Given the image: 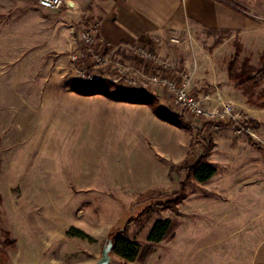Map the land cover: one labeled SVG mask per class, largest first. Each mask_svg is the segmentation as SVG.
<instances>
[{"label": "rangeland", "instance_id": "1", "mask_svg": "<svg viewBox=\"0 0 264 264\" xmlns=\"http://www.w3.org/2000/svg\"><path fill=\"white\" fill-rule=\"evenodd\" d=\"M228 1L233 29L171 39L175 64L151 48L206 109L233 107L235 125L206 126L162 89L144 93L139 73L157 69L126 53L113 58L115 82H78L70 56L90 20L0 0V264H94L115 228L140 256L110 264H264V79L240 88L228 72L231 62L238 77L264 68V0ZM207 150L216 173L197 183L187 169ZM152 155L164 184L140 180ZM158 220L172 236L150 244Z\"/></svg>", "mask_w": 264, "mask_h": 264}, {"label": "crops", "instance_id": "2", "mask_svg": "<svg viewBox=\"0 0 264 264\" xmlns=\"http://www.w3.org/2000/svg\"><path fill=\"white\" fill-rule=\"evenodd\" d=\"M17 8L38 6V0H7ZM56 12L63 20L83 24L93 20L97 37L105 47L145 45L175 64L176 48L171 39L202 31L233 29L236 16L216 0H65ZM40 8V7H39ZM80 26V25H79ZM78 26V27H79ZM153 39H157L155 43ZM75 50V49H74ZM149 118L155 127L164 128L154 114ZM144 147V146H143ZM153 156V155H152ZM141 169L143 185L164 184L167 169L157 166L152 157ZM163 179V181H162Z\"/></svg>", "mask_w": 264, "mask_h": 264}, {"label": "built area", "instance_id": "3", "mask_svg": "<svg viewBox=\"0 0 264 264\" xmlns=\"http://www.w3.org/2000/svg\"><path fill=\"white\" fill-rule=\"evenodd\" d=\"M38 6L47 11H58L66 6L65 0H38ZM78 44L76 50L71 53L70 62L73 70L77 74L78 82L85 86L100 85L115 82L109 73L110 66H115L113 58L126 53L128 56L134 57L140 61L142 65H153L154 69L151 73L141 71L139 73L141 81V89L144 93L147 88L162 89L169 96L170 102L179 111V113H187L197 119L202 120V124L218 125L237 123V115L231 105H222L219 108L206 109L202 101L193 95L189 90V80L187 75L179 76V80H175L166 75L165 71L168 64L157 58L156 53L145 45L122 46L116 49L105 47L97 37V24L90 20L86 25L77 29ZM158 43L157 39H153ZM121 48V49H120ZM120 50V52H119ZM118 51V52H117ZM128 68L124 67L123 70ZM119 73H125L123 70ZM118 73L117 81H122L124 77H120ZM131 79V78H130ZM132 82V80L130 81ZM239 132L245 129L241 126Z\"/></svg>", "mask_w": 264, "mask_h": 264}, {"label": "trees", "instance_id": "4", "mask_svg": "<svg viewBox=\"0 0 264 264\" xmlns=\"http://www.w3.org/2000/svg\"><path fill=\"white\" fill-rule=\"evenodd\" d=\"M220 3L226 5L233 11L237 10L230 1L228 0H219ZM235 62H231L230 67L228 69L229 72V79L233 82H237V87H245L249 84L255 85L258 80L264 79V68L256 71V75L254 77H238L234 75V66ZM236 76V77H234ZM159 117L161 115H158ZM162 117V116H161ZM209 152L208 150L203 153L198 161L189 169H187L188 176L192 178L197 183H205L210 180L216 173V170L210 166L207 162V156ZM172 173L173 171L170 170ZM176 175H178L176 173ZM180 191L178 195V199L176 202L172 203V205L176 206L184 196V186L183 184L179 185ZM158 206H161L158 204ZM173 225L169 220H158L156 221L149 234L147 236V242L150 244H157L163 242L164 240L170 238L172 236ZM68 236L76 237V238H86L90 240V237L85 235L83 232L77 229H70L67 232ZM107 241L112 242V252L111 254L116 255L117 257L121 258L125 263H132L136 261L140 256V249L137 244L130 241L127 237H125L124 232L117 231L116 228L108 234ZM15 242L12 241L11 243L3 244V247L11 246Z\"/></svg>", "mask_w": 264, "mask_h": 264}, {"label": "water", "instance_id": "5", "mask_svg": "<svg viewBox=\"0 0 264 264\" xmlns=\"http://www.w3.org/2000/svg\"><path fill=\"white\" fill-rule=\"evenodd\" d=\"M112 246V242L107 241L102 248L100 259L94 264H110Z\"/></svg>", "mask_w": 264, "mask_h": 264}]
</instances>
